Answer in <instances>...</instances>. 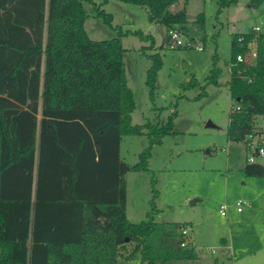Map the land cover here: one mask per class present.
<instances>
[{
    "label": "trees",
    "instance_id": "obj_1",
    "mask_svg": "<svg viewBox=\"0 0 264 264\" xmlns=\"http://www.w3.org/2000/svg\"><path fill=\"white\" fill-rule=\"evenodd\" d=\"M84 1L0 0V264H124L130 243L128 258L139 255V264L196 258L190 242L182 245L187 237L173 242L151 212L140 222L127 218L125 175L147 168L151 146L174 123L170 117L131 124L125 48L120 36H89ZM88 1L111 25L112 13ZM122 1L146 5L150 20L168 32L193 34L186 8L170 10L178 0ZM236 2L220 0V9ZM197 22L204 28L203 14ZM141 36L155 45L152 35ZM251 42L256 57L238 62ZM149 57L146 84L154 99L163 60L160 52ZM217 57L208 82H218ZM230 62L227 84L236 107L227 135L246 144L248 134L263 135L257 117H264V33L234 34ZM146 128L150 146L128 164L121 158L123 135ZM243 170L264 176V162L247 161Z\"/></svg>",
    "mask_w": 264,
    "mask_h": 264
},
{
    "label": "rangeland",
    "instance_id": "obj_2",
    "mask_svg": "<svg viewBox=\"0 0 264 264\" xmlns=\"http://www.w3.org/2000/svg\"><path fill=\"white\" fill-rule=\"evenodd\" d=\"M94 1L112 13V24L85 0V28L93 39L121 38L135 101L131 124L164 123L170 117L174 123L173 130L151 146L147 168L125 175L127 218L140 222L151 212L163 231L172 233L173 242L183 226H191L187 239L192 241L196 258L169 264H264V176L244 173L252 150L227 135L229 114L236 107L227 84L232 36L251 33L255 25L264 33V1L250 5V0H237L220 9V0H178V10L186 8L193 32H182V38L191 41V46H171L168 28L150 20L146 5ZM199 14L204 16L202 29L197 22ZM141 33L152 35L155 45L150 47L152 38ZM254 47L256 43L251 44ZM155 52H160L163 64L152 99L146 79L152 62L149 55ZM216 54L218 82H208ZM210 121L214 126H208ZM257 124L264 138L263 116L257 117ZM147 132L146 128L141 134L123 135L121 158L128 164L139 162L141 153L149 148ZM257 160L264 162V157ZM238 200L243 201L240 211ZM222 204L227 207L226 215L220 212ZM132 247L130 243L124 252V264L140 263L139 255L128 258Z\"/></svg>",
    "mask_w": 264,
    "mask_h": 264
},
{
    "label": "built area",
    "instance_id": "obj_3",
    "mask_svg": "<svg viewBox=\"0 0 264 264\" xmlns=\"http://www.w3.org/2000/svg\"><path fill=\"white\" fill-rule=\"evenodd\" d=\"M260 27L259 26H254L253 27V32L259 33ZM169 39H170V45L171 46H191V41L186 42L183 38L182 35L183 33L177 29H170L169 32ZM243 38L241 37L239 40H242ZM256 42H251L250 43V49L246 51L245 53H241L237 55V61L238 62H248L252 58H255L257 55V50L256 48H251V44H255ZM199 49H202L201 46L198 47ZM246 144L247 147L252 150V154H250L247 157V161L249 162H257L259 157H264V138L262 136H258L255 134H248L246 138ZM243 201L238 200L237 201V208L240 211L241 210V205ZM226 205L222 204L220 207V212L222 215H226ZM191 230V226L185 225L182 227V235L185 237L189 234ZM182 245L185 246L187 245V241H183Z\"/></svg>",
    "mask_w": 264,
    "mask_h": 264
},
{
    "label": "crops",
    "instance_id": "obj_4",
    "mask_svg": "<svg viewBox=\"0 0 264 264\" xmlns=\"http://www.w3.org/2000/svg\"><path fill=\"white\" fill-rule=\"evenodd\" d=\"M233 5V4H232ZM180 8V5L178 3H175L173 4L171 7H170V10L171 11H177L178 9ZM256 26V25H255ZM254 27V26H253ZM253 30V28H252ZM242 33H247V32H242ZM186 237H190L189 234L186 236ZM188 242H190V246H192V241L190 238H188ZM225 247H226V244H225Z\"/></svg>",
    "mask_w": 264,
    "mask_h": 264
},
{
    "label": "water",
    "instance_id": "obj_5",
    "mask_svg": "<svg viewBox=\"0 0 264 264\" xmlns=\"http://www.w3.org/2000/svg\"><path fill=\"white\" fill-rule=\"evenodd\" d=\"M208 126H214V124L210 121L208 122Z\"/></svg>",
    "mask_w": 264,
    "mask_h": 264
}]
</instances>
